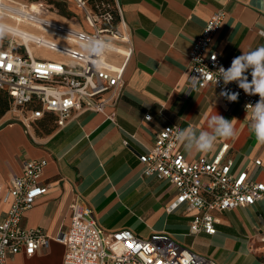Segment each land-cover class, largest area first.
Masks as SVG:
<instances>
[{"label": "crops", "instance_id": "1", "mask_svg": "<svg viewBox=\"0 0 264 264\" xmlns=\"http://www.w3.org/2000/svg\"><path fill=\"white\" fill-rule=\"evenodd\" d=\"M119 3L131 37L132 54L124 70L122 92L114 105L108 106L105 113L76 114L63 128L56 127L52 115L29 130L19 123L0 120L2 193L10 177L21 174L25 161L46 160L39 181L46 185L47 191L24 211L21 225L25 229H41L48 247L31 256L20 252L7 259L6 264L37 262L54 251L58 255L56 264H62L65 246L55 238L68 229L70 206L74 202L82 210L90 211L92 219L104 230L129 229L143 238L166 233L181 244L172 233L156 228L155 224L161 214L181 212L166 211L174 200L173 188L155 176L143 177L138 161V156L153 146L156 134L167 125L207 131L208 120L217 113L232 120L236 137L218 139L213 151L189 153L179 142L177 149L187 161H194L212 158L222 146H227L224 159L233 162V170L247 171L252 180L264 183V143H259L249 131L250 113L246 117L240 103L226 108L212 85L190 88L187 82L192 44L208 18L218 10L224 12V19L209 50L216 51L223 61L232 62L242 50L264 45V0H119ZM246 75L251 79L250 72ZM107 115H112L113 120L107 119ZM146 115L150 120H145ZM255 160L260 161L259 166L254 165ZM119 206L137 219L149 215L143 220L150 227L147 234L105 219L110 210ZM184 219L185 234L189 235V218ZM218 219L213 236L198 234L195 244L184 242V247L212 258L217 264H263L264 254L253 255L248 249H225L223 253L211 254L197 243L201 239L214 240L219 235L233 238L240 246L251 240L263 244L260 238L264 236V202L225 211Z\"/></svg>", "mask_w": 264, "mask_h": 264}, {"label": "built area", "instance_id": "2", "mask_svg": "<svg viewBox=\"0 0 264 264\" xmlns=\"http://www.w3.org/2000/svg\"><path fill=\"white\" fill-rule=\"evenodd\" d=\"M0 1L9 9L5 16L25 32V38L13 33L0 39V120L19 123L29 130L52 115L56 127L63 128L76 114L105 113L116 103L132 54L119 0ZM54 4L73 7L71 12L77 16L69 19L73 24L58 21L61 17ZM223 19L222 10L214 12L195 38L189 52L187 82L190 88L212 85L226 108L240 103L245 109L260 97L245 94L231 82L226 89L239 92V96L230 102L219 96L225 90L223 81L216 84L219 66L227 69L231 65L209 50ZM80 33L111 41V50L99 58L101 67L80 49L76 38ZM112 117L106 116L109 120ZM149 118L145 116V120ZM175 129L177 126L167 125L159 130L153 146L139 155L138 161L143 177L155 176L173 188L174 200L166 211L181 210L187 215L189 235L213 236L219 214L264 202V183L252 180L247 171H234L233 162L224 159L227 146L212 158L187 161L177 149ZM45 165V159L25 161L21 174L10 177L5 192L0 189V264L20 252L31 256L48 247L41 229L21 225L24 211L47 191L39 181ZM254 165L259 166L260 161L255 160ZM70 209L68 229L55 238L65 246L62 264H217L166 233L143 238L129 229L104 230L77 202ZM260 242L264 244V236Z\"/></svg>", "mask_w": 264, "mask_h": 264}, {"label": "clouds", "instance_id": "3", "mask_svg": "<svg viewBox=\"0 0 264 264\" xmlns=\"http://www.w3.org/2000/svg\"><path fill=\"white\" fill-rule=\"evenodd\" d=\"M9 9L0 4V39L14 33L13 26L5 22V13ZM79 41L80 49L97 67H101L99 58L104 56L112 48L111 41L100 37H93L80 33L76 37ZM215 59V57H213ZM251 81L248 79L249 73ZM216 77V84L223 81L225 90L219 93L220 97L230 102L238 100L239 92L227 90L226 86L231 82H236L238 87L248 95H258L260 99L253 104H246V117L251 114L248 128L259 143H264V45L249 51H243L238 57H234L230 67L225 69L219 66ZM192 79H197L193 77ZM150 119V118H149ZM208 129L197 130L194 127L175 129L176 140L183 146L186 152L208 153L214 150L218 139H234L237 135L236 128L232 123L218 113L208 120ZM172 131V129H168Z\"/></svg>", "mask_w": 264, "mask_h": 264}, {"label": "rangeland", "instance_id": "4", "mask_svg": "<svg viewBox=\"0 0 264 264\" xmlns=\"http://www.w3.org/2000/svg\"><path fill=\"white\" fill-rule=\"evenodd\" d=\"M60 9L64 11V14L60 15L64 17L65 19H71L72 17H77L76 15L72 14L71 10L74 11L72 6H69L68 8L63 6V4H60ZM6 17V16H5ZM63 18L58 19L61 23L64 24H73L72 21L65 20ZM9 20V18L6 17L5 21ZM143 215V214H142ZM148 216H140L139 219L136 217H132L128 214V211L124 209L122 206H119L117 208H114L113 210H110L108 215H106L105 219L111 223H115L117 225H129L133 228H135L139 233L141 234H147L150 227L143 222V220L146 221ZM187 217V215L182 214L179 211L174 212L173 214L166 215L161 214L160 217L156 220V228H163L166 231L172 233L177 240L181 241V244L184 246L185 243H191L193 242L195 244V236L187 235L185 234L187 232V229L185 227L184 218ZM151 224V222H150ZM200 243H197V245H200L203 249H206L208 253L211 254H219L225 252V249H238V250H247L252 253L253 255H260L264 254V244H258L254 240H251L250 243L247 244L241 243V246L234 242L233 238H220L219 235L214 240H208V239H201ZM245 246H244V245ZM248 247V248H247ZM58 260L57 252L54 251L44 259H41L37 262L31 261V260H25L20 261L15 264H56ZM264 263V260H263Z\"/></svg>", "mask_w": 264, "mask_h": 264}, {"label": "bare ground", "instance_id": "5", "mask_svg": "<svg viewBox=\"0 0 264 264\" xmlns=\"http://www.w3.org/2000/svg\"><path fill=\"white\" fill-rule=\"evenodd\" d=\"M0 3H1V1H0ZM5 22L7 24L13 26V28L15 29V31H14L15 34H19V36H23L24 37V33H25L24 30H23L24 28H22L20 26H17L15 24H12V21H10V20H6Z\"/></svg>", "mask_w": 264, "mask_h": 264}, {"label": "trees", "instance_id": "6", "mask_svg": "<svg viewBox=\"0 0 264 264\" xmlns=\"http://www.w3.org/2000/svg\"><path fill=\"white\" fill-rule=\"evenodd\" d=\"M54 6L58 9L60 15L64 14V11L60 9V4H54Z\"/></svg>", "mask_w": 264, "mask_h": 264}]
</instances>
